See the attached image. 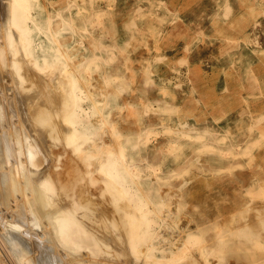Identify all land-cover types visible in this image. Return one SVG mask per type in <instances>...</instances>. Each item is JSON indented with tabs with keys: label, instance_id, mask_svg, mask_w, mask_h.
<instances>
[{
	"label": "rangeland",
	"instance_id": "rangeland-1",
	"mask_svg": "<svg viewBox=\"0 0 264 264\" xmlns=\"http://www.w3.org/2000/svg\"><path fill=\"white\" fill-rule=\"evenodd\" d=\"M23 1L30 2L21 24L28 46L41 57L58 58L45 30L47 11L40 0ZM50 2L58 16L53 32L75 61L92 55L93 70L83 68L91 90L119 89L112 94L116 104L107 112L109 120L123 134L145 131L152 161L176 171L174 186L162 191L169 189L179 224L190 221L188 229L219 233L226 264H264V211H257L264 208V0ZM69 18L78 34L62 32L63 25L72 28ZM94 35L97 43L91 45ZM79 38L85 40L75 44ZM12 39L22 55L14 33ZM26 71L34 83L27 89L37 96L43 78ZM101 74L112 75L118 86L108 87ZM2 78L6 98L25 95H16L9 77ZM49 86L42 97L53 92ZM183 122L197 132H185Z\"/></svg>",
	"mask_w": 264,
	"mask_h": 264
},
{
	"label": "bare ground",
	"instance_id": "bare-ground-1",
	"mask_svg": "<svg viewBox=\"0 0 264 264\" xmlns=\"http://www.w3.org/2000/svg\"><path fill=\"white\" fill-rule=\"evenodd\" d=\"M4 1L3 6L0 3V264H226L219 233L210 234L200 226L188 229L190 221L179 224L169 202L176 171L152 161L147 133H120L109 120L107 112L116 104L112 94L119 89L91 90L83 68L93 70L92 55L77 63L69 46L54 34L58 16L49 8L50 0L46 4L40 0V5L47 11L45 30L55 46L54 60L28 46L29 36L21 24L30 2ZM68 22L72 28L63 25L62 32L78 34L71 18ZM39 32L44 34L43 27ZM12 33L22 55L11 41ZM94 37L89 38L91 45L97 43ZM99 60L106 64V59ZM27 69L43 78L37 96L29 92L34 83H29ZM3 75L9 77L16 95H25L6 98ZM100 76L108 87L117 85L112 75ZM47 85L53 92L45 98ZM181 125L188 127V134L197 132L193 123ZM159 151L163 159L162 148ZM164 185L169 189L162 191ZM262 207L257 211L262 213ZM175 231L177 238L172 236Z\"/></svg>",
	"mask_w": 264,
	"mask_h": 264
}]
</instances>
